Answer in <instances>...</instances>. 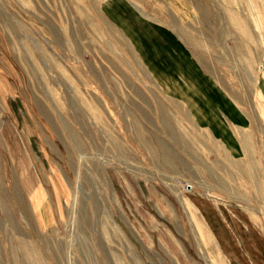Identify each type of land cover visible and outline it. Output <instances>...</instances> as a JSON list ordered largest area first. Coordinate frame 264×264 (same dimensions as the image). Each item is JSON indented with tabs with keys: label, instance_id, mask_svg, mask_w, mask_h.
Segmentation results:
<instances>
[{
	"label": "rangeland",
	"instance_id": "obj_1",
	"mask_svg": "<svg viewBox=\"0 0 264 264\" xmlns=\"http://www.w3.org/2000/svg\"><path fill=\"white\" fill-rule=\"evenodd\" d=\"M0 264H264V0H0Z\"/></svg>",
	"mask_w": 264,
	"mask_h": 264
}]
</instances>
